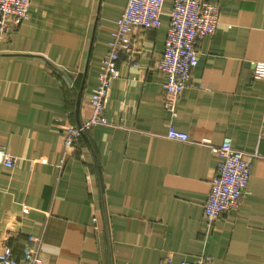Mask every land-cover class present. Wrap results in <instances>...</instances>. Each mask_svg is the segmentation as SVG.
<instances>
[{
    "label": "crops",
    "instance_id": "obj_1",
    "mask_svg": "<svg viewBox=\"0 0 264 264\" xmlns=\"http://www.w3.org/2000/svg\"><path fill=\"white\" fill-rule=\"evenodd\" d=\"M210 1L218 22L198 43L176 114L156 67L165 0L158 28L131 33L137 67L128 54L117 62L103 111L110 123L84 132L60 172L62 131L92 111L126 0H30L28 18L0 33V144L17 157L0 163V243L18 259L30 244L35 264H264V78L252 77L264 62V0ZM170 124L188 139L167 138ZM224 136L250 176L239 206L210 226L203 206L218 157L204 142Z\"/></svg>",
    "mask_w": 264,
    "mask_h": 264
},
{
    "label": "built area",
    "instance_id": "obj_2",
    "mask_svg": "<svg viewBox=\"0 0 264 264\" xmlns=\"http://www.w3.org/2000/svg\"><path fill=\"white\" fill-rule=\"evenodd\" d=\"M164 1L126 0L125 7L116 20V27L111 30L109 48L102 56L97 85L89 96L92 111L79 125H68L62 131V154L56 164L58 172L62 169L70 147L84 132L94 126L110 123L103 111L111 87L119 74L117 62L122 55L128 54L131 66L137 67L131 33L137 28H158L162 22ZM29 2L30 0H0L1 34H8L13 26L28 18ZM219 10L220 5L210 0H171L167 12L168 27L164 48L156 61V67L166 76L162 83L166 94L164 107L171 116L176 114L177 97L198 62V43L204 35L214 32ZM252 77L264 78V62L255 63ZM165 135L173 140L188 139L187 132L176 129L172 124L168 126ZM204 143L218 157L214 175L210 180L209 194L203 206V216L211 226L221 212L239 206L250 176V162L242 150L233 146L230 136H224L219 144ZM16 160L17 157L7 152L5 146L0 144V163L11 167ZM93 221L95 222L96 218ZM24 254V259H18L9 244L0 243V264H35L37 258L33 246L26 245ZM159 264H172V259L163 258ZM178 264H211V259L201 256L194 260H181Z\"/></svg>",
    "mask_w": 264,
    "mask_h": 264
},
{
    "label": "water",
    "instance_id": "obj_3",
    "mask_svg": "<svg viewBox=\"0 0 264 264\" xmlns=\"http://www.w3.org/2000/svg\"><path fill=\"white\" fill-rule=\"evenodd\" d=\"M79 96H80V90H79ZM80 123H78L77 125H79ZM82 135H84V133L82 134ZM91 148V147H90ZM92 150V149H91Z\"/></svg>",
    "mask_w": 264,
    "mask_h": 264
}]
</instances>
